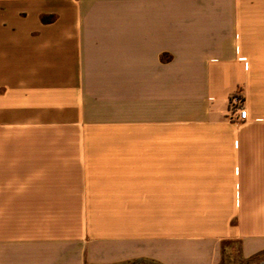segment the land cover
Segmentation results:
<instances>
[{
  "label": "crops",
  "instance_id": "1",
  "mask_svg": "<svg viewBox=\"0 0 264 264\" xmlns=\"http://www.w3.org/2000/svg\"><path fill=\"white\" fill-rule=\"evenodd\" d=\"M224 241L264 252V0H0V264Z\"/></svg>",
  "mask_w": 264,
  "mask_h": 264
},
{
  "label": "rangeland",
  "instance_id": "2",
  "mask_svg": "<svg viewBox=\"0 0 264 264\" xmlns=\"http://www.w3.org/2000/svg\"><path fill=\"white\" fill-rule=\"evenodd\" d=\"M236 99L241 104L244 103V97L240 91L234 93L230 99L233 107ZM132 264L140 263L134 262ZM219 264H264V252L254 257L246 258L241 254L238 241H224L222 259Z\"/></svg>",
  "mask_w": 264,
  "mask_h": 264
},
{
  "label": "built area",
  "instance_id": "3",
  "mask_svg": "<svg viewBox=\"0 0 264 264\" xmlns=\"http://www.w3.org/2000/svg\"><path fill=\"white\" fill-rule=\"evenodd\" d=\"M234 110L238 112V117L243 120L247 121L249 119V111L243 104H241L237 99L234 101Z\"/></svg>",
  "mask_w": 264,
  "mask_h": 264
}]
</instances>
